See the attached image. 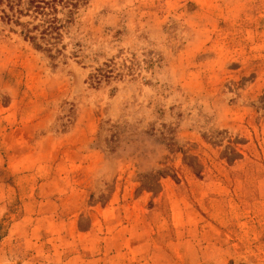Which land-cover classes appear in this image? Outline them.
<instances>
[{"label": "rangeland", "instance_id": "374dc122", "mask_svg": "<svg viewBox=\"0 0 264 264\" xmlns=\"http://www.w3.org/2000/svg\"><path fill=\"white\" fill-rule=\"evenodd\" d=\"M79 7L0 11V264H264V0Z\"/></svg>", "mask_w": 264, "mask_h": 264}, {"label": "trees", "instance_id": "16d2710c", "mask_svg": "<svg viewBox=\"0 0 264 264\" xmlns=\"http://www.w3.org/2000/svg\"><path fill=\"white\" fill-rule=\"evenodd\" d=\"M81 0H0V11L2 19L19 25H25L26 37L35 42L37 36L30 33L32 29L38 30L40 39L49 46V50L56 45L62 36L61 30L75 21ZM64 17H60V15ZM29 17L27 23L21 22L22 17ZM37 47H41L36 43ZM106 73L97 72L92 74V79L98 83Z\"/></svg>", "mask_w": 264, "mask_h": 264}]
</instances>
